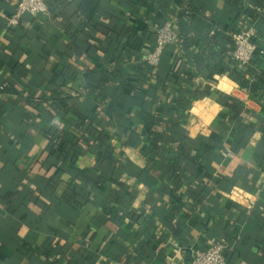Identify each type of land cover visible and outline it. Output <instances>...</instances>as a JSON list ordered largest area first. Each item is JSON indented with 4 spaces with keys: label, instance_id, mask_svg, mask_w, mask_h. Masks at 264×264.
<instances>
[{
    "label": "crops",
    "instance_id": "obj_1",
    "mask_svg": "<svg viewBox=\"0 0 264 264\" xmlns=\"http://www.w3.org/2000/svg\"><path fill=\"white\" fill-rule=\"evenodd\" d=\"M81 1L50 0L12 26L18 0H0V264H191L217 242L229 264H264V0H101L89 26ZM163 21L178 41L148 71L139 57ZM132 29L140 56L123 45ZM248 29L257 52L244 67L228 53ZM59 86L71 111L54 117L41 98Z\"/></svg>",
    "mask_w": 264,
    "mask_h": 264
},
{
    "label": "trees",
    "instance_id": "obj_2",
    "mask_svg": "<svg viewBox=\"0 0 264 264\" xmlns=\"http://www.w3.org/2000/svg\"><path fill=\"white\" fill-rule=\"evenodd\" d=\"M46 4H47L48 10H49L50 0H47ZM100 9H101V0H82L76 9L75 15L81 19L82 24L84 26H89L90 24L94 23V20L97 17V14H98ZM155 23H160V22H155ZM106 31L108 32V34H111L113 32L109 28H107ZM152 33L154 35V42H153V45H154L155 34L153 31H152ZM124 34L125 35L123 37V45L126 48L127 52L131 53L134 56H140L139 54H140V52L144 46V43H145V38H144L145 35L136 29L126 30L124 32ZM170 46H172V45H168L164 48L163 53H162L161 58H160V61H159V64L156 68H158L160 65H162L164 59L166 58V56L168 54V49L170 48ZM139 60L141 62L140 67H142L148 71H152L146 64H144L142 62V57H139ZM231 70H234V69H231ZM256 79H254L255 81L251 82L249 79H245L244 76H242L239 79V85L242 89L247 90L248 92H255L258 89ZM2 92L7 93V91L5 89H3ZM70 92L71 91H69L66 86H59L54 91V93H55L54 99L49 98V97H42L41 102H47V101L49 102L50 101L51 102L50 107H51V110L54 114V117H59L61 115L66 114L68 111H71V107H70V104L68 102H69V100L72 99L73 95H71ZM10 93L15 94V92H13L12 90L10 91ZM180 101L184 102L182 99H180ZM181 102H179V103H181ZM183 104H185L186 108L188 107V103H183ZM227 106L231 107V108L232 107L237 108L236 105H231L229 103L227 104ZM76 117L78 120L77 126H78L79 130H81V132L82 131L85 132L83 134L82 138H84V140H87L86 134L90 135L94 139V145L99 150L98 155L100 157L103 155H105L107 157V155L112 152V148H111V146H107V145L104 146L105 136L103 135V132L99 128H97L90 120H88L87 117L81 116L78 113H76ZM177 129L181 130L179 128H177ZM171 130L172 129H170V127L167 128V134L169 133V138L173 139V140L176 139V142L179 145H181L180 142L184 141V137L186 136V133L182 132V131H178L179 134H182L181 138L178 139V138H175L173 134L171 135ZM150 142L151 143L155 142V138L153 141L150 140ZM73 151L76 153L78 151V148L74 147ZM98 162H102V158ZM111 180L113 181L114 184L120 186V184L117 183L116 180H114V179H111ZM94 185L100 186L101 182L99 180H95ZM79 200L80 199L77 197L76 188L72 187L69 191L68 201L71 202V204L80 205L81 201L79 202ZM72 209H73V207H72ZM224 257L226 259L227 264H229V259L227 258V256H225V254H224Z\"/></svg>",
    "mask_w": 264,
    "mask_h": 264
},
{
    "label": "built area",
    "instance_id": "obj_3",
    "mask_svg": "<svg viewBox=\"0 0 264 264\" xmlns=\"http://www.w3.org/2000/svg\"><path fill=\"white\" fill-rule=\"evenodd\" d=\"M47 0H18L15 10L9 20V25H17L24 17L36 18L48 13ZM155 34V43L151 51L142 57V62L154 70L160 61L163 50L168 45L178 41V33L171 21L155 23L152 26ZM256 32L253 29L239 31L232 35L233 48L229 57L240 66H248L257 52ZM228 157L232 155L227 154ZM191 264H227L224 257V245L221 242L201 249L191 250Z\"/></svg>",
    "mask_w": 264,
    "mask_h": 264
}]
</instances>
